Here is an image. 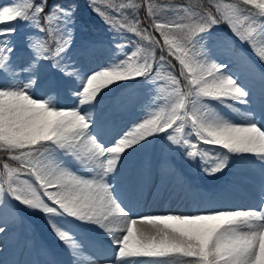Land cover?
<instances>
[{
  "label": "snow or ice",
  "instance_id": "6c2138e0",
  "mask_svg": "<svg viewBox=\"0 0 264 264\" xmlns=\"http://www.w3.org/2000/svg\"><path fill=\"white\" fill-rule=\"evenodd\" d=\"M78 7L0 4V235L22 207L43 215L67 264H264V71L257 111L251 58L213 37L226 24L264 66V0H90L113 33L102 58L77 45ZM130 102L137 118L116 131ZM157 143L207 176L255 166L258 205L137 214L133 198L155 177L130 162ZM173 168L162 159L161 180Z\"/></svg>",
  "mask_w": 264,
  "mask_h": 264
},
{
  "label": "rangeland",
  "instance_id": "374dc122",
  "mask_svg": "<svg viewBox=\"0 0 264 264\" xmlns=\"http://www.w3.org/2000/svg\"><path fill=\"white\" fill-rule=\"evenodd\" d=\"M9 2H10V0H0V4H7ZM91 13L92 12L90 11V9L84 8L83 5L80 6V8H78L77 17H76L75 39H76L77 45H81V44H85V43H95L97 45V48L95 49V51L97 52V56H98V58H102V53L104 50L103 46L106 45L107 42L111 40L113 33L106 35V36H104V35L92 36L90 33H88L86 23L82 20L83 19L82 16L83 15L90 16ZM93 17L96 19L97 18L100 19V17L96 13H95V16H93ZM89 19H91V17H89ZM25 31H26V27L23 24H20L18 34L15 37V39L17 41L18 50L23 49V41H24ZM213 37L214 38L227 37L234 42L237 49H240L243 51L249 50L247 48V45L241 44V42L238 39H236L234 36H232V33L226 24H221L219 26V28L215 29L213 32ZM19 62H23L22 56L20 57ZM253 67L255 68L256 64L252 65V67H250V70L249 69L245 70L247 73H249V74H247L248 79H251L253 77V75L256 73V71L254 70ZM260 73L261 72H259V75H260ZM255 81H259V78L255 79ZM257 90H259V88H257ZM129 91H130L131 96H132V101H134L137 98H141L143 96V93H144V90L140 84H137L134 88L130 89ZM253 93H254L253 105L257 109V111H259L260 103H261V88L259 91L254 90ZM120 95H122V91L117 90L116 96L119 97ZM109 106L111 107V104H109ZM217 107L226 116H230L234 119L236 118L235 115L228 112L227 109L221 108L219 105H217ZM138 112H139V109L138 108L134 109L132 107L131 102H130L126 106L125 110H123L119 114H116V121H117L116 131H121V130L125 129L127 126H129L131 124V122L137 118ZM148 148H150L149 153H148V150L144 151L143 153L134 156L132 158L131 162L134 163L136 160L137 166H139L140 164H144L145 167H147L150 164L152 171H156V173H157V168H158L159 162L162 159L163 160L169 159L170 162L172 164H174L173 171L175 172L176 176H183L185 174V172H189V174H192L193 176L196 175L197 177H199V179L202 178L203 181H204V179H205V181L208 179H210L212 181H216L217 179L220 178V174H217L215 176L205 175L200 170V168L197 166V164L185 163L184 160L181 159L179 154L169 151L167 146L162 144V143H157L155 145L149 146ZM1 156L3 157L4 154L0 153V159H2ZM162 156L164 158H160ZM131 162H130V165H131ZM172 164H170V165H172ZM133 165H135V164H133ZM234 170H236V171L230 173L229 178H232V180L234 182H237V185L235 187L229 185V188L231 190L242 195L245 190H247L249 188H255V186H252L248 183H245V180L242 179L238 175V172L241 169L235 168ZM234 170H232V171H234ZM227 171L228 170H226L225 172H227ZM229 172H231V171H229ZM223 176H225V175H223ZM158 182H161V185L163 187L162 190H164V197H168L171 190L177 191L176 189L178 187V183L175 182L173 179H171L170 176L167 179H164L163 181H161L160 175H158V177L156 179L157 185H158ZM210 188L217 190L218 186L212 185V186H210ZM204 192L207 193V191H204ZM149 213L150 212H142V213H140V215L149 214ZM9 221H10L9 231L4 235H0V247L5 248L7 246L6 250L11 251V248L15 249V245H16L17 251L19 252V249H21V247L25 246L27 248V246L29 247V245L33 244V246H31V249L34 250L37 246L43 247L45 250L42 251L41 253H38V255L45 254V256H47L48 253H50V251H52L54 253V252L60 251V249H64L62 247V245L59 243V241L55 238L53 233L50 231V229H49V227H48V225H47L42 214H40L38 212H28V211H25L21 207L20 216H12L9 218ZM11 253H12V251H11ZM13 253H12V255H13ZM36 253L37 252H35L34 254H36ZM65 254H67V253L65 252ZM13 258H15V256ZM46 258H49V256ZM37 261H38L37 255H35L32 258L31 262H37Z\"/></svg>",
  "mask_w": 264,
  "mask_h": 264
},
{
  "label": "bare ground",
  "instance_id": "6f19581e",
  "mask_svg": "<svg viewBox=\"0 0 264 264\" xmlns=\"http://www.w3.org/2000/svg\"><path fill=\"white\" fill-rule=\"evenodd\" d=\"M149 149L150 148L146 149L145 151L148 150L149 153ZM155 183H156L155 181L151 182L149 180L143 186L142 191H140L133 198V206L137 214L143 210H149V211L169 210L172 208L173 201H175L179 197L184 198V195L180 192H176L173 195L169 194L168 197H164V191L162 190L163 187L161 185V182H158V185L154 187ZM148 186H150V189H148ZM258 199H260V196H258ZM166 203L168 204L166 205ZM173 212H177V211H173Z\"/></svg>",
  "mask_w": 264,
  "mask_h": 264
},
{
  "label": "trees",
  "instance_id": "16d2710c",
  "mask_svg": "<svg viewBox=\"0 0 264 264\" xmlns=\"http://www.w3.org/2000/svg\"><path fill=\"white\" fill-rule=\"evenodd\" d=\"M74 2L76 3V4H78V6H80V5H83V6H87V7H89V2H90V0H74ZM90 8V7H89ZM140 16L142 17V11L140 12ZM101 22H97L96 21V24H100ZM98 27H96V29L98 28L99 29V27H100V25H97Z\"/></svg>",
  "mask_w": 264,
  "mask_h": 264
}]
</instances>
